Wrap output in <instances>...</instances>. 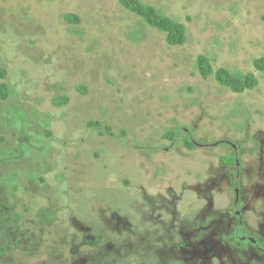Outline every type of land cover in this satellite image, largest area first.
Here are the masks:
<instances>
[{"label":"rangeland","instance_id":"374dc122","mask_svg":"<svg viewBox=\"0 0 264 264\" xmlns=\"http://www.w3.org/2000/svg\"><path fill=\"white\" fill-rule=\"evenodd\" d=\"M141 1L0 0V264H264V0Z\"/></svg>","mask_w":264,"mask_h":264},{"label":"trees","instance_id":"16d2710c","mask_svg":"<svg viewBox=\"0 0 264 264\" xmlns=\"http://www.w3.org/2000/svg\"><path fill=\"white\" fill-rule=\"evenodd\" d=\"M120 4L129 12L141 18L148 26L157 29L165 34V41L169 46H183L188 40V29L184 22L171 18L165 15L156 7L146 4L141 0H119ZM67 20L73 23L79 22L77 16H68ZM253 65L257 73L264 74V56L254 59ZM198 73L204 79L214 78L215 81L222 87L228 88L236 94H243L246 91L255 90L260 80L256 72L230 71L226 68L215 69L211 59L207 55H199L197 58ZM0 78H7V71L2 67V57L0 56ZM10 94L8 84L3 81L0 84V99L5 100ZM68 97L57 98L54 100L56 105L67 104ZM91 127L99 128V123H90ZM170 136V134H167ZM0 141L5 139L0 135ZM26 141V139H25ZM185 146L189 150H193L194 144L190 139H187ZM222 162L229 166L234 164V158H222Z\"/></svg>","mask_w":264,"mask_h":264},{"label":"flooded vegetation","instance_id":"af4514ba","mask_svg":"<svg viewBox=\"0 0 264 264\" xmlns=\"http://www.w3.org/2000/svg\"><path fill=\"white\" fill-rule=\"evenodd\" d=\"M191 140V139H190ZM191 142L194 144V142L191 140ZM194 149V148H193ZM222 160V159H221ZM235 244L238 246V247H241V246H243L244 245V241L243 240H236L235 241ZM256 245H257V248H259V249H261L262 250V246H260L258 243H256Z\"/></svg>","mask_w":264,"mask_h":264}]
</instances>
